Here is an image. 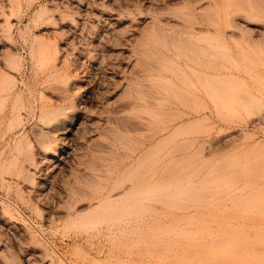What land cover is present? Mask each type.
Segmentation results:
<instances>
[{"label": "rangeland", "instance_id": "1", "mask_svg": "<svg viewBox=\"0 0 264 264\" xmlns=\"http://www.w3.org/2000/svg\"><path fill=\"white\" fill-rule=\"evenodd\" d=\"M243 1L0 0V264H264V0L253 13ZM229 7L251 33L229 36ZM177 63L214 95L189 96ZM52 70L76 105L58 127L44 118L64 107ZM207 105L209 122L181 124ZM163 155L181 160L163 165L170 189L148 192V211H87L102 190L148 184Z\"/></svg>", "mask_w": 264, "mask_h": 264}, {"label": "bare ground", "instance_id": "2", "mask_svg": "<svg viewBox=\"0 0 264 264\" xmlns=\"http://www.w3.org/2000/svg\"><path fill=\"white\" fill-rule=\"evenodd\" d=\"M90 1H92V0H90ZM94 2V4H96V2L95 1H93ZM245 4V8L244 9H247V8H249V10H250V12L251 13H253L255 10H252L253 9V3H255L254 5V9H257V7L258 6H260V1H251V0H246L245 2L243 1L242 2V4ZM86 4V3H85ZM100 4V3H99ZM243 4V5H244ZM89 5V4H88ZM107 5V4H106ZM97 6V5H96ZM257 6V7H256ZM247 7V8H246ZM251 7H252V9H251ZM200 8H202V7H200V6H197V7H195V8H193V12H195V11H197V12H199L198 10L200 9ZM230 8V7H229ZM228 8V10L229 11H225V14H226V12H228L227 13V16L225 17V18H227V27H228V29L230 28V30H229V32H230V34H229V36H234L236 33H238V32H240L241 33V35L243 34L242 32H248V31H250V33H251V30L252 29H249L245 24H243L244 22H246L247 24H250V25H253L254 23H252V22H250L249 21V19L250 18H247L246 17V15H244V14H240V12L238 13L237 12V10L235 9L234 10V12H233V8L231 9H229ZM242 8H243V6H242ZM105 10V9H104ZM248 10V9H247ZM242 11V10H241ZM253 11V12H252ZM262 11V10H261ZM263 11H264V9H263ZM262 11V12H263ZM104 12V11H103ZM235 12H237V13H235ZM242 12H244V11H242ZM241 12V13H242ZM259 12H260V9H259ZM259 12H257V15H258V13ZM190 13V12H189ZM261 13V12H260ZM191 14H193V13H191ZM238 14H240V15H238ZM248 15H249V13H248ZM62 16L64 17V15L62 14ZM62 16L60 17L62 20H63V18H62ZM190 16V15H189ZM250 16V15H249ZM48 17V16H47ZM66 17V16H65ZM64 17V18H65ZM191 17H192V15H191ZM253 17V16H252ZM99 18H100V16H99ZM248 20H247V19ZM255 19H258L257 17H254ZM46 19V18H45ZM66 19V18H65ZM48 20H50V17H49V19H46V21H48ZM67 20H69V19H67ZM249 21V22H247V21ZM251 21H252V19H250ZM105 21V20H104ZM258 21H261V20H258ZM258 21H256V22H258ZM73 22V21H72ZM111 22V21H110ZM68 23H71L70 21H68ZM105 23V22H104ZM107 23L108 24H110L108 21H107ZM113 23V22H112ZM102 24V23H101ZM106 25L107 26V29H105V30H107V32H108V29H109V31H110V33H112L113 35H111L112 37L114 36V33L112 32V31H114L115 32V29H113V24L112 25ZM260 24V23H259ZM70 25V24H69ZM72 26H73V23L71 24ZM84 25V24H83ZM77 28H79V27H77ZM168 29V28H167ZM8 30V29H7ZM256 30V29H255ZM102 31V30H101ZM106 32V31H105ZM104 32V33H105ZM106 32V34H104V37L103 38H106V36L108 37V33ZM157 32L161 35V32H162V29H160V28H157ZM117 33V32H116ZM163 33V32H162ZM250 33H249V35H250ZM101 34H103V33H101ZM106 35V36H105ZM240 35V34H239ZM240 35V36H241ZM246 35H248V34H246ZM245 35V36H246ZM252 35V34H251ZM5 36V35H4ZM8 35H6V37H7ZM110 36V35H109ZM117 36V35H116ZM112 37H110L111 39H112V41H114V39L112 38ZM236 37V36H235ZM237 37H239L238 35H237ZM242 37V36H241ZM243 37H244V35H243ZM242 37V38H243ZM250 36H248V38H249ZM253 37H255V36H253ZM102 38V37H101ZM103 38L102 39H100V40H103ZM109 38V39H110ZM245 38V37H244ZM117 39H118V37H117ZM116 38H115V40H117ZM262 39V38H261ZM10 40V39H9ZM120 40V39H119ZM249 40H250V38H249ZM252 40V39H251ZM103 41H105V39L103 40ZM108 42H109V40H108ZM116 42V41H115ZM120 42V41H119ZM122 42H123V40H122ZM112 43V42H111ZM122 44V43H121ZM120 44V45H121ZM98 45V44H97ZM95 48V47H94ZM94 48H92L91 47V49H94ZM99 48H101V46L99 45ZM104 48V47H103ZM44 50H45V48H43ZM43 49H41V51L43 52L44 50ZM46 49L48 50L49 48L48 47H46ZM54 49L55 48H53V52H55L54 51ZM47 50H45V51H47ZM51 50V49H50ZM49 51V50H48ZM100 51H102V50H100ZM50 52V51H49ZM51 52H52V50H51ZM52 52V53H53ZM96 52V51H95ZM47 53V55L48 54H50V53H48V52H46ZM94 53V52H93ZM101 53V52H100ZM99 53V54H100ZM110 53V52H109ZM144 53H146V52H144L143 51V53L142 54H144ZM55 54V53H54ZM106 54V53H105ZM147 54V53H146ZM145 54V55H146ZM53 55V54H52ZM51 55V56H52ZM100 55H103V54H100ZM99 55V56H100ZM108 55V54H107ZM144 55V56H145ZM152 55H154V57L155 58H157L158 57V59H159V62H160V60H161V63L163 62V61H166L165 62V64L166 63H169L168 62V60L169 59H167V57H165L164 55H162L161 53H156V52H153L152 53ZM49 56V55H48ZM54 57H55V55H54ZM53 57V58H54ZM56 59V58H55ZM92 59V58H91ZM190 59V58H189ZM94 61H96L97 62V59L94 57V59H93ZM102 60L103 61H105L104 60V56L102 57V59H100L99 60V64H101L102 63ZM176 60V59H175ZM193 61V62H192ZM95 62V63H96ZM158 62V64H159V66L161 65V63H159ZM172 62V61H171ZM170 62V63H171ZM184 62V61H183ZM188 62V61H187ZM186 62V63H187ZM191 62L192 63H194V60H191ZM54 63V62H53ZM143 63H147V62H143ZM164 63V62H163ZM162 63V64H163ZM186 63H184V66H182L181 64H183V63H177V65H176V68H179V66L181 65L183 68H182V70L184 71V69H188V71L190 72V73H187V74H184V73H182V75H183V77L184 78H186V79H188L187 81H188V84L190 85V86H193V87H189V91H187V93H188V95L189 96H192L194 99H196V100H198V99H200L201 97L200 96H206V97H210V94H212V95H214V91H213V93H212V91L210 90V87L208 86V87H205L206 89H204V88H202V89H204L203 90V92H201L202 93V95H201V93H200V91L193 85L194 83L191 81V78L189 77L190 75H192V76H195L196 78H195V80H197V79H199V77L201 76L197 71L198 70H195V69H193V66L191 67V66H189V65H187ZM96 64H98V62L96 63ZM98 64V65H99ZM104 64V63H103ZM103 64H101V65H103ZM125 64V63H124ZM147 64H149V63H147ZM157 64V63H156ZM158 64H157V68H159V66H158ZM179 64V65H178ZM54 65H55V63H54ZM53 64H52V66H54ZM155 65V64H154ZM154 65L152 66V64H151V66H149V67H154ZM170 65V64H169ZM171 65H174V63L172 64L171 63ZM191 65V64H190ZM56 66V65H55ZM54 66V67H55ZM100 66V65H99ZM126 66V65H125ZM114 67V66H113ZM117 67V66H116ZM155 67H156V65H155ZM161 67V66H160ZM162 67H163V65H162ZM51 69H53L52 67H51ZM55 70H56V68H54ZM98 69H100V68H98ZM97 69V70H98ZM116 69V68H115ZM180 70H181V68H180ZM181 70V71H182ZM113 71V70H112ZM100 72V71H99ZM102 72V71H101ZM51 75V79H53L56 83V86L54 85V87H55V93L56 94H58V95H56V96H58V99L59 100H57V101H60V103L62 102V104L64 105V107L62 108V109H54V108H52V110L51 111H49L47 114L44 112V114H45V122H46V124L47 125H49V126H51V127H58V126H61L62 124H71V123H73L74 122V114L73 115H71V113H73L74 111H75V106L76 105H74V103H73V101H70L69 100V95H71V93L69 92V90H70V88L73 86L72 85V83L70 82V83H68V78H66V75H65V77L64 76H62V78L59 76V75H57V71H54V70H52V72L50 73ZM115 74V73H114ZM158 75V74H157ZM49 76V75H48ZM114 76V75H113ZM207 76V75H206ZM198 77V78H197ZM229 77H231V76H229ZM113 78V77H112ZM158 78V77H157ZM155 79L154 81L156 82L157 80L159 81V78L158 79ZM203 78H204V80L205 79H207L205 76H203ZM233 78V77H232ZM68 79V80H67ZM202 79V76L200 77V79L199 80H201ZM208 79H209V76H208ZM236 79V78H235ZM67 80V81H66ZM153 81V80H152ZM157 81V82H158ZM54 89V88H53ZM72 89V88H71ZM212 89V88H211ZM211 91V92H210ZM70 94H69V93ZM73 95V94H72ZM56 98V97H55ZM140 98V97H139ZM212 99V98H211ZM203 100V99H202ZM56 101V102H57ZM144 102H145V100H143ZM204 101V100H203ZM59 103V104H60ZM202 103H205V102H202ZM235 103V102H234ZM208 104V103H207ZM58 105V104H57ZM61 105V104H60ZM204 105H206V104H204ZM208 106L209 105H207L206 107H204L205 109H207V111H204L205 113H202L201 115H198L197 114V112H193V114H184L186 117L185 118H187V119H185V121H183L181 124H183L184 122L186 123V121H192V123L193 122H198V121H205V123L206 122H209L210 121V117L212 116L211 114H210V109L208 108ZM49 109H51V107H49ZM202 109H203V105H202ZM47 110H48V108H47ZM189 113V112H188ZM183 114V113H182ZM211 115V116H210ZM179 116H180V114H179ZM183 116V115H182ZM181 116V117H182ZM180 118V117H179ZM210 118V119H209ZM181 120V119H180ZM139 123V122H138ZM170 123V122H169ZM172 123V122H171ZM184 123V124H185ZM202 123V122H201ZM44 124V123H43ZM181 124H179V125H181ZM187 124H190V123H187ZM211 124V123H210ZM142 125V124H141ZM186 125V124H185ZM167 126V125H166ZM46 128V127H45ZM169 128V127H168ZM168 128H166V129H163L164 131L165 130H167ZM55 129V128H54ZM170 129V128H169ZM168 129V130H169ZM171 129H174L173 131L171 130ZM170 130L172 131V134H174V133H176V132H178L179 131V129L180 128H171ZM181 129H182V127H181ZM58 130H59V128H58ZM169 130V131H170ZM52 131V130H51ZM160 131V130H159ZM158 131V132H159ZM162 131V130H161ZM42 132V131H41ZM47 132H50V129L47 131ZM47 132H45V133H47ZM44 133V134H45ZM161 133V132H160ZM39 134H41L40 132H39ZM42 134H43V132H42ZM158 135V134H157ZM42 136V135H41ZM49 136V135H48ZM151 137H153V136H151ZM161 138V137H160ZM122 139V138H121ZM151 139V138H150ZM153 139H154V137H153ZM121 142H122V140H121ZM49 148V147H48ZM48 150H50V149H48ZM58 149H57V147H54V149H52L50 152H49V154H48V156H49V158L50 157H55L56 156V151H57ZM109 153V152H108ZM166 156V155H165ZM30 158V157H29ZM32 158V157H31ZM47 159V161L48 162H50L51 163V165L50 166H54L55 165V162L54 161H52L53 159ZM160 158H162V157H160ZM164 155H163V158L162 159H160L158 162L159 163H156V164H158L152 171H151V173L149 174V176L147 177L148 178V181H146V183L148 182V184H140L139 185V183L138 182H133V183H129V185H127L126 183L124 184L123 182H121V183H123L124 185H118V186H116L114 189L115 190H117V192L114 190V189H109L108 188V190L107 191H103L102 189H104V188H99V182H98V185H96V186H94V188H92V189H94V193H95V195L99 192L100 193V190H102V192H104V193H102V196H100L101 194H98L99 195V198H98V201H97V199H94V201H97L96 203H95V205H94V202L93 203H88V205L86 206V208H87V211L89 210L88 208H95V207H97L98 208V206H99V204H100V202H104V203H109V204H114V203H119V201H120V203L119 204H122L121 202H122V200L124 199V200H128V202L125 204L126 206H127V208H128V211H129V213L127 214V215H129L130 213L132 214V213H135L134 211L135 210H137V211H141V212H146V211H148L149 210V208H150V205L148 204V202L146 203V196H147V193L148 192H151V191H155V190H157L158 192H161V191H164L165 189H166V187L168 188V189H170L168 186H167V182L168 181H166V180H168L167 179V177L165 176V169L166 168H164V166L166 167V165H167V163L169 164H176V163H178V162H180V160H181V157L178 155V156H172L169 160H167V162L165 163L166 165H164ZM53 163V164H52ZM36 164H38V163H36ZM47 165V164H46ZM164 165V166H163ZM49 166V167H50ZM52 166V167H53ZM152 166V165H151ZM49 169V168H48ZM39 171V170H38ZM45 172V171H44ZM95 177H97L96 175H94ZM143 177V176H142ZM34 178V177H33ZM139 178H141V177H139ZM144 178H146V175H145V177ZM146 178V179H147ZM30 179V178H29ZM32 179V178H31ZM87 179V178H86ZM86 179H85V181H86ZM93 179V178H92ZM95 179V178H94ZM93 179V180H94ZM129 179V178H128ZM130 179H132V178H130ZM173 180L171 181V179H170V181L171 182H169L168 184L170 185V183H171V187H176V189H177V185H178V183H180L181 182V178L179 179V175H178V173L177 172H175L174 173V176H173V178H172ZM136 180H138V179H136ZM180 182H179V181ZM96 182L98 181V179L97 180H95ZM128 181V180H127ZM174 181V182H173ZM32 182V181H31ZM87 182V181H86ZM90 182V181H89ZM88 183V182H87ZM90 183H92V186H93V181H91ZM174 183H175V185L176 186H174ZM32 184V183H31ZM137 184V185H136ZM166 184V185H165ZM172 184H173V186H172ZM33 185V184H32ZM95 185V184H94ZM38 186V185H37ZM101 187H104V186H101ZM44 188V187H43ZM174 188H172V189H174ZM100 189V190H99ZM107 189V188H106ZM105 189V190H106ZM155 189V190H154ZM167 189V190H168ZM79 190L81 191L82 189H79V188H77V190H76V193H75V195L76 194H78V195H76L78 198H79ZM91 190V189H90ZM79 193H78V192ZM83 191V190H82ZM85 191V190H84ZM83 191V192H84ZM113 191H115V193L113 192ZM75 192V191H74ZM92 192V191H91ZM73 193V192H72ZM85 194H86V192H84ZM162 193V192H161ZM84 195V194H83ZM91 195H93V196H95L93 193H91ZM97 195V196H98ZM150 195V194H149ZM81 196V195H80ZM93 196H92V199H93ZM161 196V195H160ZM81 197H83V196H81ZM79 198L80 200L82 199V198ZM89 197H90V195H89ZM85 198V197H84ZM91 198V197H90ZM149 198V197H148ZM122 199V200H121ZM83 200V199H82ZM123 200V201H124ZM92 201V200H91ZM151 202V201H150ZM79 203V202H78ZM76 204H77V202H76ZM74 205V204H73ZM123 205V204H122ZM75 206V205H74ZM69 207V206H68ZM72 207V206H71ZM74 208V207H73ZM70 209V208H69ZM81 210V209H80ZM91 210V209H90ZM89 210V211H90ZM96 210V209H95ZM126 211H127V209H126ZM82 212V211H81ZM86 212V211H85ZM77 213H78V211H77ZM143 213V214H144ZM97 214V213H96ZM141 214V213H140ZM74 216H75V214H74ZM97 216V215H96ZM67 217H69V216H67ZM92 217V216H91ZM98 217V216H97ZM129 217V216H128ZM73 218V217H72ZM95 218V217H94ZM144 218V217H143ZM68 219V218H67ZM85 219V218H84ZM88 220H90V223H91V220L92 219H88ZM95 220H97V219H95ZM143 220V219H142ZM73 221V220H72ZM72 221H70V222H72ZM77 220H75V222H76ZM94 221V220H93ZM92 221V222H93ZM84 222V221H83ZM88 221H86V223H87ZM89 223V224H90ZM130 223V222H129ZM88 224V223H87ZM142 224H143V221H142ZM141 224V225H142ZM128 225V224H127ZM140 225V226H141ZM126 227V226H125ZM113 228H115V227H113ZM108 229H109V227H108ZM108 231V230H107ZM109 231L111 232L112 230H110L109 229ZM114 231V230H113ZM114 233V232H113ZM112 233V234H113ZM89 236H91V235H89Z\"/></svg>", "mask_w": 264, "mask_h": 264}]
</instances>
